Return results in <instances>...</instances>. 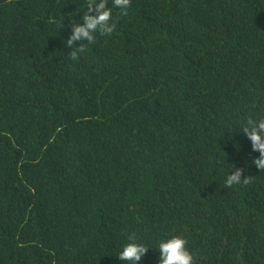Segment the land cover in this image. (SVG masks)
<instances>
[{
	"label": "trees",
	"instance_id": "1",
	"mask_svg": "<svg viewBox=\"0 0 264 264\" xmlns=\"http://www.w3.org/2000/svg\"><path fill=\"white\" fill-rule=\"evenodd\" d=\"M87 2L0 0V264H264V0H130L72 61Z\"/></svg>",
	"mask_w": 264,
	"mask_h": 264
},
{
	"label": "clouds",
	"instance_id": "2",
	"mask_svg": "<svg viewBox=\"0 0 264 264\" xmlns=\"http://www.w3.org/2000/svg\"><path fill=\"white\" fill-rule=\"evenodd\" d=\"M129 6L130 0H111V6L108 0H88L86 11L83 12L80 20H72L68 24L70 35L65 46L73 49L69 53V58L76 61L78 53L84 50V46L94 43L95 34L110 35L116 28L112 17L113 9L120 10L121 14H127ZM239 132H242L250 142L251 151L259 154L252 160V164L256 169L264 170V116L256 119L247 118ZM247 182V177L241 178L239 168H233L224 180L226 187ZM186 244V239L180 235L158 239L155 245V250L158 251L157 264H194V256L189 252ZM148 250L149 247L144 243L137 242L134 234H129L128 242L122 245L116 258L125 264H138Z\"/></svg>",
	"mask_w": 264,
	"mask_h": 264
}]
</instances>
